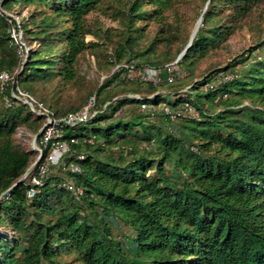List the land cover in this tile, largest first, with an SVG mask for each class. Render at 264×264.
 Instances as JSON below:
<instances>
[{
	"label": "trees",
	"instance_id": "16d2710c",
	"mask_svg": "<svg viewBox=\"0 0 264 264\" xmlns=\"http://www.w3.org/2000/svg\"><path fill=\"white\" fill-rule=\"evenodd\" d=\"M106 1L0 0V73L17 75L18 85L55 117L79 111L93 95L101 108L110 103L90 123L64 132L63 140L80 141L71 146L85 155L79 161L82 172L57 168L29 198L30 175L19 181L37 152L17 144L15 136L21 126L37 134L45 121L24 103L7 107L0 93V197L10 193L0 202V264H64L63 255L81 264H264V110L258 108L264 104V58L253 57L264 51V39L228 68L195 83L180 80L174 101L164 102V86L125 83L110 73L121 64L163 70L174 62L181 51L170 50L178 39L177 27L170 26L171 35L155 37L144 49L135 45L142 31L136 22H162L174 0H148L150 10L143 9L145 0H134L125 15L124 42L110 55L103 53L104 44L87 41L106 34L87 24ZM262 1L209 0L192 45L179 60L187 80L193 79L198 60L234 30L233 25L222 27L220 12L232 11L229 23L238 24ZM15 6L32 8L19 28L31 47L24 57L9 32L16 22L6 13ZM159 45L166 48L160 51ZM88 51L102 55L98 68L109 77L79 104L67 106L55 95L40 94L41 84L56 79L58 87L78 85V65ZM245 63L238 74L234 69ZM228 72L237 74L232 81L202 91ZM189 85L181 95L179 90ZM121 93L125 97L118 99ZM187 102L199 112V120L172 122L162 112L165 104L178 108ZM143 103L155 120L140 111ZM175 124H180L177 134ZM91 136L99 142L87 144ZM36 144L40 146V136ZM62 182L82 194L58 189ZM115 227L129 232L119 238Z\"/></svg>",
	"mask_w": 264,
	"mask_h": 264
},
{
	"label": "rangeland",
	"instance_id": "374dc122",
	"mask_svg": "<svg viewBox=\"0 0 264 264\" xmlns=\"http://www.w3.org/2000/svg\"><path fill=\"white\" fill-rule=\"evenodd\" d=\"M132 2H134V0H107L98 11L90 14L87 18V24L91 26L94 31L96 30L98 33L105 32L106 34L101 38L88 36L87 41L99 42L101 45L104 44L103 53L110 55L119 44L124 42V38L126 37L125 15L129 12L128 9ZM208 2L209 0H174L173 10L165 14V18L162 22L138 20L136 22V27L141 28L142 31L140 32V38L135 44L137 46L136 48H146L155 39V37H168L166 34L171 35L173 33L170 26L173 28L177 27L178 39H173V45L170 47V50L172 51V54L181 50L174 61L180 60L182 58L180 56L186 49L188 45L187 41L188 39L190 40L191 34L193 33L198 20L202 17L208 7ZM147 3L148 0H145V3L143 4L144 10L151 9V6ZM31 9L32 8L23 9L19 6H15L12 12L6 13L10 19L16 22V26L14 27L12 24L9 30V32H11V37L14 40V44L17 46L19 51L20 47L26 49V53L31 49V47L26 46L24 43L22 32L19 28L21 20L28 17V13H30ZM231 14L232 11L230 10H222L220 12L219 19L222 27L226 25L234 26L232 34L216 48H212L206 58L198 60L193 79L189 78V80H187L188 72L184 71L185 79L182 81H187L189 84L195 83L216 70L228 68L230 65H233L235 61L247 56V54H250L251 51L264 39V0L259 6L254 8L253 12L248 17L244 18L238 24L229 23L232 21V18H230ZM163 29H165V32H162ZM107 31H109V33H107ZM165 48L166 47L164 45H159L158 47L160 51H163ZM253 57L257 60L263 59L264 51H255L253 53ZM98 58H102L100 60L104 61L102 55L98 56L90 51L86 52L81 57L78 65V72L82 79L78 85L73 86L69 84L67 86L58 87L61 82L56 79L51 83V85L46 84L45 86L44 84H41L39 87L40 94L45 92L50 96L55 95L59 97L62 104L67 106L71 104H79L83 100L84 96L88 94L89 90L97 85H100L107 77H109V72L107 70H100L98 68ZM253 60L254 59L249 60V63L253 62ZM246 65L247 63L240 64L234 70L238 71L239 74V70L241 71V69ZM112 71L110 75L112 74ZM227 75L235 78L237 74L228 72ZM177 83H180V81ZM215 85H217V82ZM188 87H190V85L185 88ZM182 91L179 90L181 95L183 94ZM202 91H204L203 88ZM160 93L164 95V102L174 101L176 97L174 95V93H176L175 85L161 87ZM124 97L125 94L121 93L118 99ZM164 102L162 104H164ZM218 103L219 101L217 104ZM250 104L251 102L248 101L244 103V106ZM258 108L264 110V104L258 106ZM129 109L130 108L126 110ZM136 112H138V110H136ZM121 115H123V112L118 114V116ZM179 128L180 124H175L173 133L177 134ZM35 136L36 134L26 126H21L15 136V140L17 144L23 146L26 150L33 152L32 150L34 147ZM128 232V229L125 227L114 228V234L122 239L124 238L125 233L128 234ZM0 233H2L1 230ZM61 262L64 264H81L69 255H63Z\"/></svg>",
	"mask_w": 264,
	"mask_h": 264
},
{
	"label": "built area",
	"instance_id": "2783aa9c",
	"mask_svg": "<svg viewBox=\"0 0 264 264\" xmlns=\"http://www.w3.org/2000/svg\"><path fill=\"white\" fill-rule=\"evenodd\" d=\"M0 13L3 11L0 8ZM21 56L26 55V49L20 47ZM111 75H115L118 81L125 83L141 82L153 85L154 87L173 86L178 81L185 79L184 71L179 65V60L167 64L163 70L148 66H138L136 63L116 65ZM17 75H13L8 71L0 73V93L4 95L7 107H12L15 102L24 103L29 107L35 117L43 118L45 123L40 134V146L36 148L37 162L30 170L29 183L31 188L28 197H34L44 186L45 179L48 175L61 168L63 172L78 174L82 172L79 161L85 159L84 153H76L71 145H79L80 141L73 138L71 143L63 140L66 129H75L79 126L90 123L98 114H101L110 103H106L102 108L97 106L95 95L91 96L87 104L77 112L69 113L62 117H55L46 107L38 103L36 99L25 89L21 88L17 81ZM233 76L221 73L217 76V85L230 82ZM209 83L204 86V91L214 90L217 85ZM10 88L9 94H5ZM190 87L185 88L182 95H186ZM130 98L143 100L139 95H128ZM116 99H114L115 101ZM140 111L149 114L152 120L156 119V115L151 109L143 103ZM163 114L172 122L184 119H200V114L192 106L190 102L178 108H172L165 104L162 108ZM85 142L94 145L99 142L96 136H91ZM101 142V141H100ZM75 158V161L70 159ZM27 175V176H28ZM58 189L64 188L75 195L80 196L82 190L75 188L70 182H62L57 185ZM10 197L9 191L0 197V202L7 201Z\"/></svg>",
	"mask_w": 264,
	"mask_h": 264
},
{
	"label": "water",
	"instance_id": "95a60500",
	"mask_svg": "<svg viewBox=\"0 0 264 264\" xmlns=\"http://www.w3.org/2000/svg\"><path fill=\"white\" fill-rule=\"evenodd\" d=\"M201 23H202V17L198 20V22H197V24H196V26H195V28H194V31H193V33L191 34V37H190L189 43H188L186 49L183 51V53L181 54L180 57H183V56L185 55V53L187 52V50L191 47L192 42H193V40H194V38H195V36H196L198 30H199V27H200ZM25 59H26V58H25ZM25 59H24V61H23V64H24V62H25ZM23 64H22V65H23ZM41 132H42V128L37 132V134H36V136H35V139H34V146L36 145L37 138L40 136ZM32 151H33V152H36V148H33ZM36 162H37V159H35L34 163L29 167V169H28V170L26 171V173L23 175V177H22V179L19 181V183H21V182L27 177V175L29 174L30 170L35 166ZM19 183H17V184H19Z\"/></svg>",
	"mask_w": 264,
	"mask_h": 264
}]
</instances>
